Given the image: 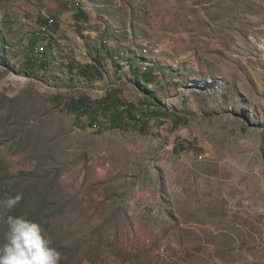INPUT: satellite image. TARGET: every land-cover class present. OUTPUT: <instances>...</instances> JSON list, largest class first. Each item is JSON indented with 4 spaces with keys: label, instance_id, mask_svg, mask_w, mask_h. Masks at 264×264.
Masks as SVG:
<instances>
[{
    "label": "rangeland",
    "instance_id": "1",
    "mask_svg": "<svg viewBox=\"0 0 264 264\" xmlns=\"http://www.w3.org/2000/svg\"><path fill=\"white\" fill-rule=\"evenodd\" d=\"M18 194L60 264H264V0H0Z\"/></svg>",
    "mask_w": 264,
    "mask_h": 264
},
{
    "label": "clouds",
    "instance_id": "2",
    "mask_svg": "<svg viewBox=\"0 0 264 264\" xmlns=\"http://www.w3.org/2000/svg\"><path fill=\"white\" fill-rule=\"evenodd\" d=\"M18 194L0 200V210H12L22 200ZM5 242L0 245V264H60L61 253L50 246L38 222L9 215Z\"/></svg>",
    "mask_w": 264,
    "mask_h": 264
},
{
    "label": "trees",
    "instance_id": "3",
    "mask_svg": "<svg viewBox=\"0 0 264 264\" xmlns=\"http://www.w3.org/2000/svg\"><path fill=\"white\" fill-rule=\"evenodd\" d=\"M81 12H84V11H81ZM42 22H46V20L43 18V21ZM39 56V55H38ZM41 57V56H40ZM38 59H41V58H37ZM36 62H34L32 59L31 61L29 60L28 61V64L30 65V68H33L34 67V64ZM92 67L91 66H87L86 68H81V74L86 76V78L88 80H91L92 79V75H90L88 73V70L91 69ZM149 79L151 78H146L145 79V82L147 83L149 81ZM112 96L113 94H109L107 96V98L103 99V100H99L95 103V106H93V104H88L87 105V100L86 99H83V100H73V107H76V111H80V112H84V113H89L92 111V109H105L104 107H107V104H110V100L112 99ZM86 105V106H84ZM89 105H91L90 107V110L88 109L89 108ZM97 105V106H96ZM121 115H122V112L121 111H118L117 113L113 114V119L118 122V119L121 118Z\"/></svg>",
    "mask_w": 264,
    "mask_h": 264
},
{
    "label": "built area",
    "instance_id": "4",
    "mask_svg": "<svg viewBox=\"0 0 264 264\" xmlns=\"http://www.w3.org/2000/svg\"><path fill=\"white\" fill-rule=\"evenodd\" d=\"M77 5L80 6V8L84 7V6L81 5V4H77ZM41 28H42V29H45V26H42Z\"/></svg>",
    "mask_w": 264,
    "mask_h": 264
}]
</instances>
